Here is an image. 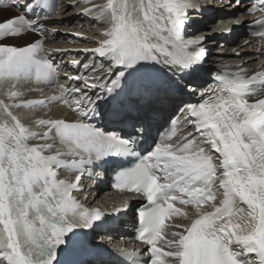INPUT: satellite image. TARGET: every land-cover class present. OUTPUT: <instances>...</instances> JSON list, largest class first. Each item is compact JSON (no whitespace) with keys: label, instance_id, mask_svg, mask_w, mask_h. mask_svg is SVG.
Masks as SVG:
<instances>
[{"label":"snow or ice","instance_id":"obj_1","mask_svg":"<svg viewBox=\"0 0 264 264\" xmlns=\"http://www.w3.org/2000/svg\"><path fill=\"white\" fill-rule=\"evenodd\" d=\"M0 3L21 13L0 20V81L33 73L37 82L54 81L57 69L44 47L47 25L40 21L55 14L59 0ZM244 4L229 0L227 7ZM92 8L97 11L85 7L80 14L110 24L92 49L107 61V78L97 76L89 85L84 76L69 77L83 82L71 89L78 97L75 121L39 119L34 126L40 130L31 131L13 109L44 102L21 91L7 94L11 103L0 99V264H63L65 255L73 257L67 264H92L79 253L87 251V231L102 213L84 208L72 193L85 168L108 163L118 170L115 187L143 198L136 239L145 247L118 250L128 258L121 264H165L168 258V264H264V73L217 75V86L200 92L207 99L181 109L196 135L173 142L175 133H165L157 143L154 105L163 106L162 93L173 87L195 93L193 79L183 88L178 80L194 78L206 60L198 47L202 38H186L195 6L188 0H107ZM245 10L261 13L256 23L262 30L255 34L264 37V0H248ZM28 32L34 38L24 45L4 42ZM133 97L148 103L135 107L128 103ZM100 101L109 107L102 110ZM96 118L117 128L97 126ZM126 158L138 162L124 167ZM61 169L75 170L76 182L59 178ZM177 202L194 207L191 224L177 225L184 231L171 233L164 251L158 242L165 221L180 212Z\"/></svg>","mask_w":264,"mask_h":264},{"label":"bare ground","instance_id":"obj_2","mask_svg":"<svg viewBox=\"0 0 264 264\" xmlns=\"http://www.w3.org/2000/svg\"><path fill=\"white\" fill-rule=\"evenodd\" d=\"M218 1H221L220 5ZM132 2L133 0H129V3ZM136 2L138 3L139 0H136ZM188 2L195 6V10L189 11L190 22L186 29V35L190 36L191 32L198 29L193 36H198L199 38L207 37L209 41L205 46L208 47V53L203 63V68L194 78L186 77L183 80H178L180 87L183 88L188 79H193L192 87L196 89L195 93L187 92L186 90L183 92L186 93L185 96L177 97L173 95L165 97L163 106L160 104L154 105L158 110V115L163 113L165 118L168 116L172 117L177 113V118L179 117V119L176 123L173 142L187 138L190 132L196 135L192 125L184 122L181 109L186 104H196L203 102V99H207L206 96L202 98L200 92H206L208 88H215L217 86L215 80L217 75H226L230 71L235 72L240 69L245 70L248 74L264 73V37L256 35L249 30V24L256 19L258 13L249 14L246 12L248 0H245L244 6L236 7L235 9L233 7L231 11L226 6L229 0H188ZM61 3L59 9L52 15V20L42 18L40 21L47 25L48 36L45 39L44 47L57 69L56 79L48 84L21 80L12 82L0 81V99H4L8 103H11V101L7 99V94L12 91H21L27 99L46 103L44 106L20 110L13 109L14 112L19 111L22 122L26 127H30L31 131L40 130L34 126V122L39 119H66L72 122L78 118L76 110L78 97L72 93L71 89L76 87L83 88V82L77 79H69V77L84 76L88 80L89 85L95 82L97 76L103 75L107 78V61L104 58H100L92 49L95 48V45L96 47L99 46V40L97 41V39L100 38L102 32L110 27V24H105L103 20L97 21L91 16L86 18L80 14L85 7L90 8L95 13L97 10L92 8V5H103L107 3V0H91L90 3L87 0H61ZM214 4L219 5V7L214 6ZM8 12H12V15L5 17L4 14ZM19 14L21 13L18 10L6 9L0 6V20ZM71 15L75 17L74 20L78 17L79 21L72 20ZM59 26L67 33L64 34V31L58 30ZM53 29H55L54 33ZM58 31H62L63 34H58ZM33 38L34 35L28 32L15 38H9V43H7L24 45L27 41L33 40ZM217 42L219 43L218 46H216ZM74 61L79 62V64L74 63ZM84 64L94 66L96 71L93 72L91 67H83ZM86 90L89 95H92L90 88ZM96 91L99 92V89H96ZM196 93L198 95L194 96L193 103L189 102L193 94ZM53 97H56V99L53 100ZM95 98V96H92V99ZM251 101H254V98L250 97L249 102ZM128 103L142 109L148 102L145 100L141 102L140 100H132ZM135 107L133 111L138 114ZM163 124L165 123H156V127H161ZM100 127L103 128L102 125ZM65 159L70 161L72 158L65 157ZM86 170H89V168ZM94 170V177L84 176L82 182H79L80 190L73 194H77V200L83 207L86 204L92 208H100L102 209L100 210L102 216L107 214L111 217L95 222L94 228L88 231V243L92 244L96 239L102 237L106 242L107 240H113L112 246L117 248L115 250L116 253H119L118 250L120 249L125 252L142 251L145 246L134 240V227H132L137 222L135 209L142 197L133 193L113 191L109 185L105 187L101 184L100 179L108 178L106 168L104 171L99 168ZM59 176L63 179L74 180L71 172L67 170H59ZM177 208L180 209V212L172 215L166 222L165 230L161 235L162 239L158 243V247H161L164 251L169 250L165 247V242L170 239V234L184 231V227H177V225L190 226L191 224L190 217H192L194 207L178 203ZM204 208L212 211L208 205H204ZM118 209L121 210L119 213H117ZM95 243L102 242L96 241ZM162 259L164 258L162 257ZM168 259H166L165 264H168ZM104 264L118 263L116 258H114L112 261H105Z\"/></svg>","mask_w":264,"mask_h":264},{"label":"rangeland","instance_id":"obj_3","mask_svg":"<svg viewBox=\"0 0 264 264\" xmlns=\"http://www.w3.org/2000/svg\"><path fill=\"white\" fill-rule=\"evenodd\" d=\"M210 4H212V3H210ZM214 6L219 7V6L216 5V4H214ZM226 6H227V5H226ZM233 7H234V8H233ZM233 7L229 8L228 10L231 11V10H233V9L236 8L235 5H234ZM221 8H224V7H221ZM232 8H233V9H232ZM71 14H72V13H71ZM11 15H12V12H8L7 14H4L5 17H10ZM71 17H72V20H74L75 17L72 16V15H71ZM86 18H87V17H86ZM86 18H84V19H86ZM75 20L79 21V18L77 17V19H75ZM75 20H74V21H75ZM83 21H84V20H83ZM57 29H58V30H62V31H64V34L67 33V32H66L65 30H63L60 26H59V28H57ZM197 30H198V29H196L194 32H191L190 34H191L192 36L190 35V36H188V38H190V39H192V38H199L198 36H195V37L193 36V35L197 32ZM104 32H105V31H104ZM104 32H102V33H104ZM102 33H101V35H100V38L97 39V41H98V40H101V39L103 38ZM97 41H96V42H97ZM208 41H209V40H207V37L202 38V44L200 45L201 47H203V49L206 51V53H208V51H207V48H208V47L205 46V44H206ZM4 42H5V43H7V42L9 43V39L6 40V41H4ZM218 44H219V43L217 42V45H216V46H218ZM95 47H96V45H95ZM87 206H88V205H87ZM88 207H89L90 209H92V210H95V209H93L91 206H88ZM98 209H100V208H98ZM100 210H102V209H100ZM96 241H97V242H102V243H104V244H108V245H110V246L113 245V244H112V243H113V240H111V241H108V240H107V242H106V240H105L104 238H102V237H99L98 239L95 240V242H96ZM95 242H92V244H94ZM112 247H114V246H112Z\"/></svg>","mask_w":264,"mask_h":264},{"label":"water","instance_id":"obj_4","mask_svg":"<svg viewBox=\"0 0 264 264\" xmlns=\"http://www.w3.org/2000/svg\"><path fill=\"white\" fill-rule=\"evenodd\" d=\"M86 209H87V208H86ZM99 246L101 247L102 245H99ZM96 247H97V246H96ZM63 258H69V259L71 258V259H72L73 257H72V256H69V255H65Z\"/></svg>","mask_w":264,"mask_h":264},{"label":"trees","instance_id":"obj_5","mask_svg":"<svg viewBox=\"0 0 264 264\" xmlns=\"http://www.w3.org/2000/svg\"><path fill=\"white\" fill-rule=\"evenodd\" d=\"M58 34H63V32L62 31H58Z\"/></svg>","mask_w":264,"mask_h":264}]
</instances>
